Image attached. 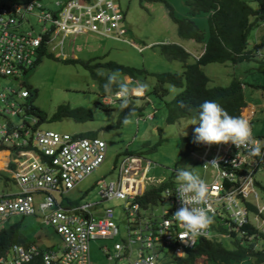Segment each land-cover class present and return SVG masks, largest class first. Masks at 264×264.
<instances>
[{
  "label": "built area",
  "instance_id": "1",
  "mask_svg": "<svg viewBox=\"0 0 264 264\" xmlns=\"http://www.w3.org/2000/svg\"><path fill=\"white\" fill-rule=\"evenodd\" d=\"M55 3L58 8L44 9L37 0H0V77H18L49 48L61 51L70 33L94 31L135 45L124 35L126 30L119 22L122 13L115 0ZM36 9L39 30L30 20ZM117 92L103 96V100L113 102ZM14 94L27 98L30 89L15 88L0 80V150L7 151L1 168L11 173L17 186L14 192L0 194V228L13 215L38 214L60 235L61 244L54 248L35 242L13 243L0 252V264H22L38 254L44 264H91V239L114 237L119 231L113 207H99L103 200L113 197L125 199L127 232L121 241L101 245L108 259L115 258L121 264H159L161 251L180 256L197 243L201 236L188 243L179 239L185 229L173 217L181 207L175 194L178 168L170 167L169 178L151 183L146 172L152 160L135 151L121 159L117 178L100 184L98 199H71L67 192L104 160L106 141L98 135L41 127L43 119L32 112V101L17 102L12 99ZM251 118L246 120L250 123ZM252 137L260 147L259 155L232 143L201 144L190 155L202 165L198 177L209 188L207 204L196 205L205 207L213 219L207 237H231L254 250H264V188L258 175L264 168V133H252ZM217 157L218 164L210 163ZM163 181L166 183L155 200H150L154 194L150 192L149 199L141 201L139 196ZM154 206L161 210L154 212Z\"/></svg>",
  "mask_w": 264,
  "mask_h": 264
},
{
  "label": "rangeland",
  "instance_id": "2",
  "mask_svg": "<svg viewBox=\"0 0 264 264\" xmlns=\"http://www.w3.org/2000/svg\"><path fill=\"white\" fill-rule=\"evenodd\" d=\"M2 1L25 2L26 0ZM37 1L42 3L44 9L58 8L56 0ZM63 1L61 0V2ZM179 2L182 6L175 11L176 15L191 16L199 26L203 28L206 26L207 12L197 15L188 14V6L185 1L179 0ZM115 3L122 13L119 22L126 30L125 36L134 40L137 46L94 31L70 33L65 37L61 51L59 48H55V50L49 48L48 53H44L33 66L22 71L18 77H0L3 84L15 88L30 87V85L37 87L33 103L46 113V117L41 121V127L52 128L68 134L94 130L106 141L107 150L104 160L67 192L69 197L76 200L94 201L98 199L100 184L103 181L117 178L121 159L135 151L142 152L152 160L150 168L146 172L151 183H157L161 178L167 177L170 167L185 168L197 176L202 172V165L189 152L180 151L182 136L194 133V129L198 125L191 124L194 120L198 121V118L190 115L182 116L172 122L166 120L168 112L166 101L172 99L181 87L166 82L164 83L167 88L166 93L160 94L152 89L156 82V73L163 71L181 73L183 70L181 59L168 57L161 49L162 44L165 43L177 42L183 45L177 37L176 23L168 14L167 3L165 0H115ZM250 3L257 6L255 1L250 0ZM36 13L37 9L32 13L30 20L33 22L32 26L39 30L40 25L36 22ZM25 26H28V21H25ZM254 30L250 32L247 44L253 48L252 51H255H251V58H244L237 63L212 61L203 64L202 68L209 77V86L227 84L233 76L246 81L242 88L244 97L247 102L254 103L255 106V113L250 123L252 133L259 134V132L264 133V47L259 49L258 46L264 44L262 41V37L264 39V23L261 22ZM253 32L256 35L254 33L255 36L252 38ZM255 38L258 42L254 41ZM193 43L196 47L191 46L187 41L184 42L190 50L187 61H192L204 50L203 41H193ZM254 43L259 45L256 46ZM81 59L94 62L91 63L92 65L97 62L114 60L124 65L137 67L138 69L134 70V75L98 65H93L92 69L95 72L102 71L109 75L115 72L118 80L126 81L128 95H134H130L133 104L143 105L141 114L132 108L131 114L129 115L130 112L127 114L130 123L124 125L122 121L125 117L119 120L120 97L116 98L114 102L102 100L103 96H108L111 92H105L101 80L92 75L90 67H87ZM140 84L147 87L143 94L138 96L136 92ZM30 98V96L19 98L16 97V94L12 97L17 102L28 101ZM65 105L67 107L85 106L90 110V117L78 119L71 115H62L58 119H52L53 114L64 111ZM243 107L245 108V106ZM150 114L151 118L148 117ZM152 144L153 148L150 147ZM5 160L6 158L2 159L0 156V168ZM258 175L264 185V168ZM16 190L17 186L11 178V173L6 169H0V194ZM124 200V198L113 197L103 200L99 205V207L106 205L113 207L114 219L118 223L119 231L114 237L91 239V264H121V261L115 258L108 259L101 249V245L111 246L115 240L121 241L127 232ZM151 209L154 212L161 210L159 206H154ZM151 209L148 208L147 213L151 212ZM17 221L24 235L40 247H58V243L61 241L60 235L51 226L44 223L42 216L16 214L9 218L7 224ZM217 238L227 247L232 246L230 237L218 235ZM110 252L112 253L111 248ZM165 255L167 258L169 257V254L161 251V257ZM197 263L208 264L201 259ZM239 264L246 263L242 261Z\"/></svg>",
  "mask_w": 264,
  "mask_h": 264
},
{
  "label": "trees",
  "instance_id": "3",
  "mask_svg": "<svg viewBox=\"0 0 264 264\" xmlns=\"http://www.w3.org/2000/svg\"><path fill=\"white\" fill-rule=\"evenodd\" d=\"M184 1L188 6V14L197 15L207 12L205 16L206 26L204 28L199 26L191 16L176 15L174 8L165 1L169 15L176 23V33L179 38H192L195 41H203L204 50L198 57L193 56L194 59L192 61H187L189 52L183 45L177 42L162 44V51L168 57L181 59L183 65L181 73L174 71L156 73V82L152 89L157 93L164 94L167 92V88L164 86L166 82H171L181 87L172 99L166 101L168 109L166 120L172 122L182 116L190 115L198 118L201 110L200 105L205 101H214L230 115L239 117L241 107L246 103L241 80L237 76H233L227 84L209 86V77L204 72L202 65L212 61L237 63L244 58L252 57L251 49L247 48L248 36L256 25L261 22L264 23V0H252L257 3V6H253L250 0ZM81 60L87 67H90L92 75L101 80L103 89L109 74L103 72V76L99 75L98 72L92 69L93 65L104 66L117 70V72L129 73L130 75H134V70L138 69L135 66L124 65L114 60L97 62L93 65L91 63L94 62L90 60ZM119 81L121 80L119 79ZM29 89L32 112L39 116L40 119H44L46 117L45 111L33 103V97L37 94V87L30 85ZM118 89V85H113L111 92ZM130 95L132 94L128 95L129 108L120 112L119 120L126 117L132 108H135L141 114L143 105L133 104ZM63 110V112L53 114L51 118L58 119L62 115H71L78 119L90 117V110L85 106L67 107L65 105ZM79 133L82 135H96L94 130ZM193 137L194 133L182 136L180 140L181 152L187 153L190 149L201 145L194 143ZM153 146L152 144L150 147L153 148ZM162 186L163 184L148 188L141 199L144 201L149 199V193L157 194ZM29 242L33 241L28 240L24 235L18 221L6 224V226L0 228V252L13 243L28 244ZM199 259L204 260L208 264H239L242 261L246 264H263L264 250H254L251 245L239 244L235 240L232 241L231 247H227L217 236L207 238L201 236L193 247L185 250L183 255L176 256L171 254L161 264H198ZM22 264L44 263L41 255L38 254L30 261Z\"/></svg>",
  "mask_w": 264,
  "mask_h": 264
},
{
  "label": "clouds",
  "instance_id": "4",
  "mask_svg": "<svg viewBox=\"0 0 264 264\" xmlns=\"http://www.w3.org/2000/svg\"><path fill=\"white\" fill-rule=\"evenodd\" d=\"M125 37L127 39L129 38L127 36ZM135 45L137 46V43H135ZM98 74L102 76L104 75L102 71H99ZM245 82L241 80L242 88L245 86ZM113 85H118L119 88L118 90H116L118 91L117 92L118 97L116 98L120 97L121 99L120 110L123 111L124 109L129 108V99H128L129 90H128L127 82L119 81L117 73L113 72L110 75H108L107 81L103 85L105 92L106 93L111 92ZM146 87H147L146 85L140 84L138 86L136 95L138 96L142 95ZM114 92H111V94L109 95H112ZM245 105L246 103L243 106ZM242 107H241L240 116L234 117L230 115L218 103L214 101H205L202 105H200L201 110L199 112L198 121L194 120L191 124V125H198V127H195L194 129L193 142L198 144H207V145L232 143L238 149L241 147L250 148V150L254 155H259L260 147L259 145L255 144L253 141L252 128L250 124L251 121L249 123V121L246 120V117L244 118V116L242 115ZM130 114L131 112L129 113V115ZM148 117L151 118L152 115L150 114L148 115ZM122 123L124 125L130 123V120L128 119L127 116L124 118ZM191 150L192 149H190L188 152L190 153ZM219 159L220 157H217L210 163L216 165L219 163ZM176 181L178 187L176 189L175 194L180 201L181 207L177 209L173 217L178 221L179 225L185 229V233L181 234L179 236V239L181 241H184L185 243H188V242H194L195 238L198 236H203L207 238L208 236L207 229L213 223V219L208 215L205 207H196V205H206L208 202L209 188L207 184L205 183L204 180L199 178L197 175H194L191 171L185 168H181L177 170ZM165 183L166 182L163 181L160 185L162 184L164 185ZM155 194H152L151 196L149 193V195L151 196L150 200L152 201L155 200L156 196L159 195V192L156 195ZM143 195L139 196V198L141 199ZM170 195L172 194L169 193V196ZM141 201L145 202L146 200L144 201L141 199ZM233 240L234 239L231 238V241ZM46 247H51V246H46Z\"/></svg>",
  "mask_w": 264,
  "mask_h": 264
},
{
  "label": "crops",
  "instance_id": "5",
  "mask_svg": "<svg viewBox=\"0 0 264 264\" xmlns=\"http://www.w3.org/2000/svg\"><path fill=\"white\" fill-rule=\"evenodd\" d=\"M164 1V0H163ZM166 2H168V3H170V5L174 8V11H176L177 9H179V8H181V4H180V2H179V0H165ZM169 14V13H168ZM260 24V23H259ZM258 24V25H259ZM258 25H256L255 27H257ZM255 27L252 29V30H254L255 29ZM255 31V30H254ZM254 33L255 32H253V35H252V38H253V36H255L256 35V33H255V35H254ZM177 37H178V35H177ZM179 38V37H178ZM180 40H181V42H182V44H183V46L188 50V51H190L189 50V48H188V46H186L185 44H184V42L185 41H187L188 43H190V45L191 46H193L194 45V43H193V41H195L194 39H192V38H179ZM254 41H256V42H258V40L255 38L254 39ZM262 41H264V39H263V37H262ZM197 42V41H196ZM254 45H256L255 43H254ZM259 44H257L256 46H258ZM195 47H196V45H194ZM264 47V44L263 45H260V46H258V48L260 49V47ZM247 48L248 49H251V51H252V47L251 46H247ZM264 49V48H263ZM254 51V50H253ZM252 51V52H253ZM255 52V51H254ZM193 55L194 56H196V54H194L193 53ZM255 113V106H254V103H250V102H246V105H245V108L244 107H242V115L244 116V118L245 117H252L253 116V114ZM260 133H263V132H259V134ZM2 159H3V157H2ZM170 172V171H169ZM171 176V172L169 173V175L167 176V177H165V179H167V178H169ZM71 198V197H70ZM108 200V199H107ZM101 204V203H100ZM28 239V238H27ZM28 240H30V239H28ZM115 241H117V240H115ZM114 241V242H115ZM113 242V243H114ZM59 245L61 244V241L58 243ZM58 245V246H59ZM166 254H169V255H171L170 253H166ZM167 255H165L164 257H162L161 258V260H160V263L159 264H161L162 262H164L165 260H167L168 258L166 257Z\"/></svg>",
  "mask_w": 264,
  "mask_h": 264
},
{
  "label": "bare ground",
  "instance_id": "6",
  "mask_svg": "<svg viewBox=\"0 0 264 264\" xmlns=\"http://www.w3.org/2000/svg\"><path fill=\"white\" fill-rule=\"evenodd\" d=\"M6 153H7L6 150H0V156H1V157L6 158V156H5ZM5 163H6V160L3 162V165H4ZM3 165H2V166H3Z\"/></svg>",
  "mask_w": 264,
  "mask_h": 264
}]
</instances>
